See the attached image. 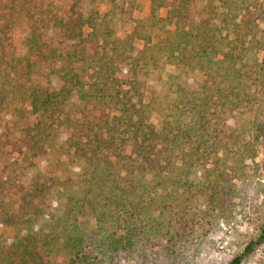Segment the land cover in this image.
Segmentation results:
<instances>
[{
	"label": "trees",
	"instance_id": "16d2710c",
	"mask_svg": "<svg viewBox=\"0 0 264 264\" xmlns=\"http://www.w3.org/2000/svg\"><path fill=\"white\" fill-rule=\"evenodd\" d=\"M65 1L0 0L9 31L42 10L24 44L49 63L0 39V264H194L264 161V0H148L125 37L136 0ZM58 139L76 178L47 168Z\"/></svg>",
	"mask_w": 264,
	"mask_h": 264
},
{
	"label": "rangeland",
	"instance_id": "374dc122",
	"mask_svg": "<svg viewBox=\"0 0 264 264\" xmlns=\"http://www.w3.org/2000/svg\"><path fill=\"white\" fill-rule=\"evenodd\" d=\"M56 0H32V2L43 3L50 5ZM67 5V0L64 2ZM253 4H260L262 0H252ZM148 0H136L135 13H129L130 8L126 7L127 13L125 15H118L114 19L115 27L120 36L125 37L128 35L138 19L147 16L149 9ZM53 7V6H51ZM3 9V8H2ZM3 18L0 22L4 29V35L1 41L11 51H21L30 55L32 60L35 61V68L43 71L49 63L38 53L28 51L25 44V33L28 28V19H40L43 16L42 10H34L33 12L24 11L18 15L19 24L21 25L12 28L5 26L11 19V14L8 15L3 9ZM167 9H162L160 16L167 15ZM5 26V27H4ZM264 29V23L261 24ZM3 46H0V53H2ZM27 51V52H26ZM39 57V58H38ZM153 87V86H152ZM154 89V88H153ZM158 90V88H157ZM161 89L159 88V91ZM153 91L149 90L147 95L151 97ZM12 127L15 128L16 136L20 133L21 124L11 122ZM11 152V149L8 150ZM73 149L63 139H58L56 143V151L49 158V165L47 168H52L55 173H58L62 178L68 176L77 177L79 169L73 163ZM8 154L0 153V170L4 167ZM247 167V176L240 183L241 192L240 196L236 199L235 216L230 221L220 220V223L214 230L204 229L195 243L198 250L196 252L190 251V259L194 264H228L235 256L242 255L245 248L251 241H257L259 236V225L264 221V161L260 156L256 162H249ZM58 261H62L59 259ZM243 264H264V243L255 246L253 252L244 256Z\"/></svg>",
	"mask_w": 264,
	"mask_h": 264
}]
</instances>
